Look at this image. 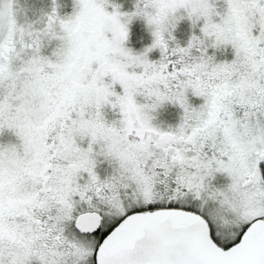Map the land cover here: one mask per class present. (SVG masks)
Instances as JSON below:
<instances>
[{"label":"snow or ice","instance_id":"1","mask_svg":"<svg viewBox=\"0 0 264 264\" xmlns=\"http://www.w3.org/2000/svg\"><path fill=\"white\" fill-rule=\"evenodd\" d=\"M0 264H264V0H0Z\"/></svg>","mask_w":264,"mask_h":264}]
</instances>
